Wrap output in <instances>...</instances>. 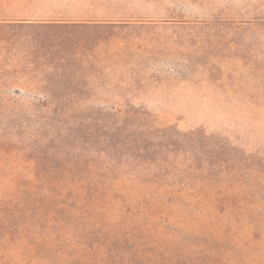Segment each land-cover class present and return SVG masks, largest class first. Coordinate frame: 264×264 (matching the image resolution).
<instances>
[{
    "label": "rangeland",
    "instance_id": "obj_1",
    "mask_svg": "<svg viewBox=\"0 0 264 264\" xmlns=\"http://www.w3.org/2000/svg\"><path fill=\"white\" fill-rule=\"evenodd\" d=\"M0 264H264V0H0Z\"/></svg>",
    "mask_w": 264,
    "mask_h": 264
}]
</instances>
